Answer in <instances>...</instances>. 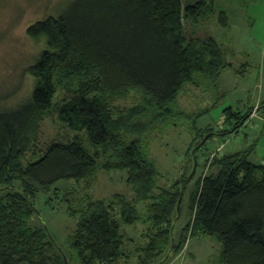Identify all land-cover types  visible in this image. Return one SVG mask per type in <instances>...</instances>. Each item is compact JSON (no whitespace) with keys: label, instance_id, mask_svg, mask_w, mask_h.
I'll use <instances>...</instances> for the list:
<instances>
[{"label":"trees","instance_id":"trees-1","mask_svg":"<svg viewBox=\"0 0 264 264\" xmlns=\"http://www.w3.org/2000/svg\"><path fill=\"white\" fill-rule=\"evenodd\" d=\"M217 5V0H73L60 14L28 26L29 37L44 40L46 47L29 68L30 95L0 106V264H118L131 254L137 264H165L194 235L221 243L218 264H264V163L249 161L242 151L216 152L205 158L206 171L187 182L195 162L197 173L205 134L235 132L249 114L231 131L198 129L188 148L189 174L170 184L160 182L149 150L153 132L192 117L177 99L184 87L197 85L196 74L214 78L231 66L213 36L196 35L199 23L215 13L222 27L229 25V15ZM59 89L70 96L58 99ZM131 92L138 94L137 103L112 104ZM53 112L74 136L37 149L39 124ZM28 153L40 157L25 163ZM113 169L126 170L132 198L88 193L76 206L73 192L54 187L61 179L80 182ZM189 187V219L179 228ZM41 190H53L49 201L63 198L66 211L79 217L69 256L44 224H33ZM122 224L142 226L139 243L122 232Z\"/></svg>","mask_w":264,"mask_h":264},{"label":"rangeland","instance_id":"rangeland-1","mask_svg":"<svg viewBox=\"0 0 264 264\" xmlns=\"http://www.w3.org/2000/svg\"><path fill=\"white\" fill-rule=\"evenodd\" d=\"M72 1L0 0V106L8 107L25 100L34 87V78L29 68L37 60L40 51L45 49L46 43L44 40L29 37L28 26L50 15L60 14ZM217 4L218 9L225 10L229 15V25L222 27L215 13L208 20L199 23L196 35L213 36L221 44L226 60L232 66L224 68L214 78L196 74L197 85H190L180 92L177 99V105L192 117L180 119L181 121L177 119V126H168L153 132L149 150L161 172L162 184H170L182 173L189 174L192 158L188 148L193 145V137L198 135V129L231 131L242 116L247 114L248 119L237 131L209 136L199 152V166L196 175L192 177H195L193 181L198 177L197 174L206 171L203 169L206 168L205 158L216 153L221 143L223 148L219 153L242 151L246 152L249 161L264 163V0H217ZM66 96L70 95L58 90V99ZM138 101V94L131 92L125 97H116L112 104L126 107ZM234 112L240 114L235 116ZM73 136L74 132L58 120L57 114L50 113L39 124L37 149L43 150L55 140L68 141ZM82 136L84 137L83 133ZM38 157L39 153L34 156L28 153L24 162L34 161ZM126 176L124 169L100 170L96 175L80 182L61 179L54 187L64 194L73 192L72 204L76 206L88 193L95 198L112 199L115 193L132 198L133 191L126 183ZM188 191L190 187L182 202V212L177 223L179 228L189 219ZM52 196L53 190H41L37 193L34 204L38 212L33 218V224H44L58 246L69 256L70 236L79 217L66 211L69 203L63 198L49 201ZM141 228L140 224H122L121 229L137 244ZM198 244L201 246L198 247ZM132 246L134 245L131 242L129 248ZM221 247V243L214 236L194 235L189 238L183 251L179 255H171L165 264H218ZM137 262V256L131 254L118 264ZM71 264L76 263L72 261Z\"/></svg>","mask_w":264,"mask_h":264},{"label":"water","instance_id":"water-1","mask_svg":"<svg viewBox=\"0 0 264 264\" xmlns=\"http://www.w3.org/2000/svg\"><path fill=\"white\" fill-rule=\"evenodd\" d=\"M211 135V132L207 133V135L203 138L202 142L205 141L209 136ZM194 152V150H193ZM195 170H196V162L194 163V166H193V169L187 179V182H189L191 180V178L193 177L194 173H195ZM184 188V187H183ZM182 188V189H183ZM183 191V190H182ZM182 196H183V193H181L180 197H179V200H178V205H177V209L179 210V205H180V202H181V199H182ZM37 211V210H36ZM38 212V211H37Z\"/></svg>","mask_w":264,"mask_h":264},{"label":"crops","instance_id":"crops-1","mask_svg":"<svg viewBox=\"0 0 264 264\" xmlns=\"http://www.w3.org/2000/svg\"><path fill=\"white\" fill-rule=\"evenodd\" d=\"M231 66H232V64H231ZM190 85H187L185 88H184V91L189 87ZM182 94V93H181ZM254 110V108L252 109V111ZM184 111H186V110H184ZM187 112V111H186ZM219 142V141H218ZM221 145H223V143H221L219 146H221ZM218 146V147H219ZM217 147V148H218ZM236 152H238V151H236ZM233 153H235V152H233ZM226 154H230V153H226ZM201 245L200 244H198V247H200Z\"/></svg>","mask_w":264,"mask_h":264},{"label":"built area","instance_id":"built-area-1","mask_svg":"<svg viewBox=\"0 0 264 264\" xmlns=\"http://www.w3.org/2000/svg\"><path fill=\"white\" fill-rule=\"evenodd\" d=\"M252 115H253V114H251V116H252ZM222 148H223V145L219 146L218 149H217V152L222 151ZM213 155H215V154H213Z\"/></svg>","mask_w":264,"mask_h":264}]
</instances>
